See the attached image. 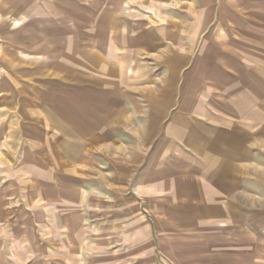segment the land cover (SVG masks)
Wrapping results in <instances>:
<instances>
[{"label":"rangeland","instance_id":"obj_1","mask_svg":"<svg viewBox=\"0 0 264 264\" xmlns=\"http://www.w3.org/2000/svg\"><path fill=\"white\" fill-rule=\"evenodd\" d=\"M14 1L1 10V56L8 44L12 57L27 58L1 60L0 264H264V196L252 202L264 182L247 171L244 207L223 225L188 191L187 162L174 160L173 183H155L137 148L147 120L119 121L118 104L106 101L131 110L132 85L146 89L149 50L169 45L160 35L171 29L164 18H173L175 0ZM231 46H215V58L260 67L251 78L248 66L219 70L236 71L232 106L253 104L264 141V43ZM250 152L258 157L242 159L243 168L258 162L264 172V142Z\"/></svg>","mask_w":264,"mask_h":264},{"label":"crops","instance_id":"obj_2","mask_svg":"<svg viewBox=\"0 0 264 264\" xmlns=\"http://www.w3.org/2000/svg\"><path fill=\"white\" fill-rule=\"evenodd\" d=\"M5 1L0 0V16L5 15L1 11L7 5ZM174 4L175 17L164 18L171 29L160 35L163 40L170 38L169 45L162 50H149L155 61L153 69L148 70L149 77L153 76L146 89L132 85L136 91L131 110L122 107L120 100L107 98L106 101L118 104L119 121L147 120L142 138L144 146L137 148L143 153L140 160L153 172L155 183H173L167 174L179 175L181 168L172 163L187 162L184 174H192L187 176L188 191L203 197L208 209L220 212L223 225L229 226L235 222L229 219L234 216V210L244 207L243 178L249 182L247 177L251 175L258 177V182H264V172L258 170V162L255 167L254 164H249L251 168L242 166V159L252 162L257 159L250 151L264 141L260 139L261 131L256 129L258 121L252 101L249 107L245 104L244 112L243 108L232 106L231 98L238 91L236 71L233 68L219 70L231 64L248 66L245 57L229 59L227 53H222L227 57L215 58L219 56L217 50L222 49L215 46L226 45L228 52L231 45L264 43V0H175ZM33 7L36 9L37 5ZM33 7L26 11L19 9L13 15L32 14ZM67 29L71 30L69 26ZM12 30L8 28L4 32ZM68 38L65 37V44ZM7 45L2 60L27 58L26 54L12 57L13 50ZM143 46L147 49L153 45L144 42ZM191 48L197 54H193ZM87 54L88 51L82 53ZM175 55L178 59L172 60ZM8 66H11L9 62ZM259 68L256 64L254 68L248 66L243 74L248 77L247 74L259 73ZM221 75L227 80L221 79ZM245 77L243 84H246ZM128 78L133 82L136 76L132 74ZM243 91L241 96L250 94L246 89ZM252 196L255 208L264 196V188L259 190L258 196Z\"/></svg>","mask_w":264,"mask_h":264},{"label":"built area","instance_id":"obj_3","mask_svg":"<svg viewBox=\"0 0 264 264\" xmlns=\"http://www.w3.org/2000/svg\"><path fill=\"white\" fill-rule=\"evenodd\" d=\"M2 47H1V43H0V79L4 76V74L6 73L5 72V68L3 66V62L1 61L2 60Z\"/></svg>","mask_w":264,"mask_h":264}]
</instances>
